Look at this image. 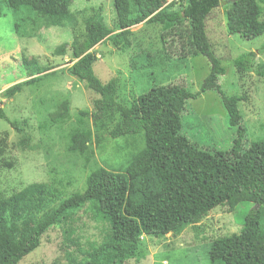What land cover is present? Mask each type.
I'll return each instance as SVG.
<instances>
[{"label": "trees", "instance_id": "trees-1", "mask_svg": "<svg viewBox=\"0 0 264 264\" xmlns=\"http://www.w3.org/2000/svg\"><path fill=\"white\" fill-rule=\"evenodd\" d=\"M72 1L6 0V4L16 18L28 13L29 32L71 28L73 42L69 47L73 63L67 73L84 83L95 96L91 111L77 112L78 125L82 124V119H87L96 131H107L111 139L143 133L144 148L123 171L112 172L103 167L91 171L85 189L66 198L45 183L27 186L23 200L18 205L14 201L13 209H9L0 195V264H18L33 254L42 235L53 226L62 227L64 242L69 244L65 250L67 264H126L138 256L141 238L178 237L188 227L197 229L214 209L224 207L233 212L244 203L255 208L244 218L238 233L212 242L208 261L209 264H264V166L256 164L249 156L254 143L243 149L245 131L241 126L240 103L245 97L225 96L221 91L218 78L225 75L226 68L216 56L205 31L208 17L220 6L221 0H159L160 8L144 24L161 27L160 41L166 61L179 63L203 56L210 70L197 93H191L185 86H156L134 99L130 106L118 102L117 79L102 83L94 75L93 65L98 61L94 48L109 41L116 49L126 51L131 45L128 28L143 20H135L139 16L134 6L125 26L111 28L93 10L86 18L83 17L86 11L71 14ZM263 5L264 0H233L226 12L228 34L244 41L264 36ZM78 17L83 19L80 31ZM23 20L16 19L15 30L21 27ZM67 47L63 44L55 53L63 56ZM257 54L264 55V46ZM257 54L249 51L231 61L238 75L255 73L264 79V65L257 63ZM35 62L34 58L23 59L22 65L28 70L25 80L0 93V120L22 135L19 142L22 147L28 146L29 140L23 129L25 121L8 120L1 105L3 100L13 99L41 77L54 73ZM206 92L220 96L229 125L238 129L229 152L204 150L181 133V115L187 102ZM48 119L53 125L66 123L68 101L58 104ZM67 140L68 153L85 155L92 132L77 127L68 134ZM5 148L3 138L0 157ZM1 166L12 168V164L6 162ZM86 205L91 206L97 221L106 225V231L101 243L82 250L73 237L74 232L66 225L69 212ZM27 211L32 222L16 234L11 218L14 213L21 215ZM73 247L76 249L71 250Z\"/></svg>", "mask_w": 264, "mask_h": 264}, {"label": "rangeland", "instance_id": "rangeland-1", "mask_svg": "<svg viewBox=\"0 0 264 264\" xmlns=\"http://www.w3.org/2000/svg\"><path fill=\"white\" fill-rule=\"evenodd\" d=\"M233 0H221L206 21V35L214 46L216 56L222 60L226 73L218 78V84L225 96H243L240 103L245 150L254 143L249 156L258 165L264 166V79L255 73L238 75L231 61L242 53L258 52L264 46V36L244 41L230 36L226 28V12ZM135 6V20L142 23L131 26L130 48L116 49L109 41L97 45L94 51L98 61L93 65L94 75L102 82L118 80V102L130 106L131 102L146 90L156 86L168 88L185 86L191 93H197L210 64L203 56L184 62L166 61L160 41L161 27L146 25L152 13L160 8L159 0H73L71 14L86 11L83 16L98 13L105 24L113 28L125 26ZM0 93L23 82L28 70L22 60L34 58L39 67L51 70L47 76L22 90L13 99L3 100L1 107L8 120L25 121L24 133L29 137L28 146L22 147V135L0 120V140L6 139V148L0 157V195L13 209L14 201L21 203L24 190L34 183L51 184L64 195L81 193L89 173L98 167L120 172L133 156L144 148V135L111 139L106 132L96 131L93 124L82 119L78 125L77 112L91 111L94 94L67 73L72 65L69 45L73 42L71 28H42L29 32L30 17L27 12L17 18L25 19L15 30L16 17L0 0ZM261 20L264 21V5ZM25 21V22H24ZM83 19H77V28L82 30ZM67 44L66 53L58 55L56 49ZM257 63L264 65V55H256ZM149 65V68H145ZM68 101L69 120L62 125H53L48 116L56 111L62 101ZM117 118V117H116ZM92 132L89 150L85 155L67 152L68 134L74 128ZM112 126L109 125V129ZM108 129V130H109ZM181 133L204 150L229 152L238 136V129L231 127L220 96L216 92L201 94L196 100L188 101L181 115ZM2 162L11 163L12 168L2 167ZM255 208L252 204H240L233 212L221 207L211 211L197 229L188 227L178 237L167 235L157 239L153 236L140 240L139 254L126 264H209L208 251L218 238L239 232L244 218ZM66 227L74 234L79 247L87 250L93 244L101 243L106 225L97 221L90 205L69 212ZM16 234L28 227L31 214L14 213ZM264 222V220H263ZM61 226H53L41 237L38 249L24 257L18 264H67ZM76 247L71 248V250ZM77 257L80 255L76 253Z\"/></svg>", "mask_w": 264, "mask_h": 264}]
</instances>
